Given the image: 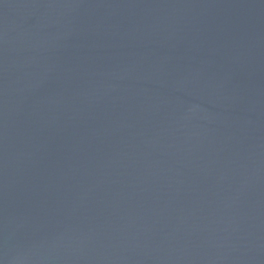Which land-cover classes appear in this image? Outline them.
Segmentation results:
<instances>
[{
	"label": "water",
	"instance_id": "1",
	"mask_svg": "<svg viewBox=\"0 0 264 264\" xmlns=\"http://www.w3.org/2000/svg\"><path fill=\"white\" fill-rule=\"evenodd\" d=\"M0 264H264V0H0Z\"/></svg>",
	"mask_w": 264,
	"mask_h": 264
}]
</instances>
